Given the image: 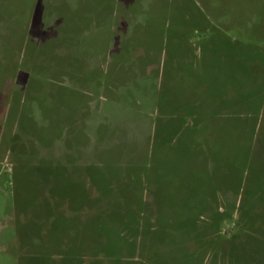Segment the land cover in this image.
Returning <instances> with one entry per match:
<instances>
[{
	"label": "rangeland",
	"instance_id": "374dc122",
	"mask_svg": "<svg viewBox=\"0 0 264 264\" xmlns=\"http://www.w3.org/2000/svg\"><path fill=\"white\" fill-rule=\"evenodd\" d=\"M0 264H264V0H0Z\"/></svg>",
	"mask_w": 264,
	"mask_h": 264
},
{
	"label": "trees",
	"instance_id": "16d2710c",
	"mask_svg": "<svg viewBox=\"0 0 264 264\" xmlns=\"http://www.w3.org/2000/svg\"><path fill=\"white\" fill-rule=\"evenodd\" d=\"M176 99H178V97L177 98H173V101L172 100H168V99H165V98H163V100L164 101H166V106L163 104V105H160L159 104V111H161V112H163L162 110H164V107H167V109L166 110H168L169 112H171L172 113V115H176V113H177V111H181V110H184L183 108H185L187 105L186 104H183L182 105V107H181V104L179 103V104H176V102L177 101H179V100H176ZM160 108H162V110H160ZM178 109V110H177ZM179 115V114H178ZM187 119L188 120H190V116L189 117H187ZM187 120V121H188ZM192 121V120H191ZM197 119L194 121L195 123H197ZM195 125V124H194ZM184 225V224H183ZM182 225V226H183Z\"/></svg>",
	"mask_w": 264,
	"mask_h": 264
}]
</instances>
